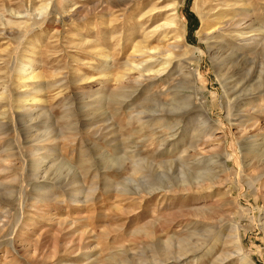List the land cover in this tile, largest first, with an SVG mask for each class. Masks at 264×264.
Listing matches in <instances>:
<instances>
[{
  "label": "rangeland",
  "instance_id": "1",
  "mask_svg": "<svg viewBox=\"0 0 264 264\" xmlns=\"http://www.w3.org/2000/svg\"><path fill=\"white\" fill-rule=\"evenodd\" d=\"M205 2L179 0L200 63L139 84L124 5L0 0V264H264V0H230L258 38L226 63Z\"/></svg>",
  "mask_w": 264,
  "mask_h": 264
},
{
  "label": "bare ground",
  "instance_id": "2",
  "mask_svg": "<svg viewBox=\"0 0 264 264\" xmlns=\"http://www.w3.org/2000/svg\"><path fill=\"white\" fill-rule=\"evenodd\" d=\"M108 1L111 2L113 1L118 5H124L126 12L127 11L130 12L132 20H136L135 23L138 26H144V28L148 26L147 29L152 27L151 29L148 30V32L144 33L143 35L144 39L142 41L135 42L132 48V52L128 55L127 61L123 66L125 73L136 74L137 82H139V84H144L145 82H148L151 79H160L165 74H170V72L173 70L174 67L182 69L186 61L188 62L195 61L196 63L197 62L200 63L199 62L201 61L200 56L202 55L200 51H198V53H200L199 56H196L197 52L190 53V56L188 57H186L188 53L185 54L183 53L185 50L186 39L185 36L183 35V26H181V21L179 18V0H108ZM213 2H216V4L213 5ZM240 5L241 6H239V10L244 12L246 10V7L244 9L242 7V4ZM204 6L208 10L207 12L210 14L211 18L214 16H216L217 18L215 22L214 20H212L211 24L206 25L205 26L206 28L202 29L198 35L201 41L206 42V44L208 45L207 53L210 54L214 60H223V62L226 63V61L228 60L227 58H229V56H224V53H219L220 51L219 52L213 51L214 46L222 47L224 44V42L218 43L217 39L226 40L227 38H229L230 40H233L236 44H246L248 42L257 40L258 36L256 35L251 36V38L245 37L248 35V33L246 34L245 32L253 29L252 23L251 24L248 23L246 25V22L244 20L227 18L226 16L227 12L235 8V5L232 6L230 0H208V2H205ZM123 17H126L125 14L123 15ZM157 40L165 43V47L163 48L159 46L151 47L149 45L152 44L153 41H157ZM103 54L105 59L109 58V56L107 55V51H104ZM108 65L109 64L107 63L105 64V66ZM150 65L152 67L147 68V66ZM186 66L188 65L186 64L185 68ZM22 73L23 76L20 77L19 79L23 80L24 83L28 82L34 77L33 71L29 72L28 70L25 69L24 72ZM127 74L118 75L117 77L118 81L120 83L128 82L129 79L127 77ZM181 82L182 80L180 81V83ZM33 100L34 99L28 101H30V103L32 102L35 103V101ZM25 101L27 102V100ZM22 107L25 108L26 106L23 105ZM200 181L198 180L197 181L198 183L197 182L196 183L200 185L201 184ZM209 181L213 182L212 179H209ZM247 260H251V257L248 254L246 256V261Z\"/></svg>",
  "mask_w": 264,
  "mask_h": 264
}]
</instances>
